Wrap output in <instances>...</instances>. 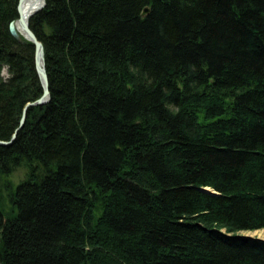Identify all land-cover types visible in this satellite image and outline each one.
<instances>
[{"label":"trees","instance_id":"trees-1","mask_svg":"<svg viewBox=\"0 0 264 264\" xmlns=\"http://www.w3.org/2000/svg\"><path fill=\"white\" fill-rule=\"evenodd\" d=\"M17 1L3 141L42 94ZM44 1L50 98L0 145V264H264L239 234L264 229V0Z\"/></svg>","mask_w":264,"mask_h":264},{"label":"water","instance_id":"water-1","mask_svg":"<svg viewBox=\"0 0 264 264\" xmlns=\"http://www.w3.org/2000/svg\"><path fill=\"white\" fill-rule=\"evenodd\" d=\"M24 0H18L17 5V14L18 17L16 20H13L9 23V31L12 36L18 39L24 38L25 40L29 41L32 44V47H34V69H36L38 80H40L41 86H42V94L39 98H37L34 101L27 102V104L24 106L22 111V117L19 122V127L14 131V133L11 136L10 142H5L3 140H0V145H9L12 140H14L17 132L22 128L24 121L27 116V110L31 106H40L50 98V91H49V80L47 77L46 69H45V57H44V46L42 45V42L40 39L37 38V36L32 31L29 19L32 15H34L36 12H38L39 9L43 8L45 5V1L41 0V3L37 5L36 8L32 9L26 16H24L23 13H21V6L24 3ZM19 28V29H18ZM20 30V33H19ZM202 192H208L210 194H217L215 190L210 189L209 187H203L199 188Z\"/></svg>","mask_w":264,"mask_h":264},{"label":"bare ground","instance_id":"bare-ground-1","mask_svg":"<svg viewBox=\"0 0 264 264\" xmlns=\"http://www.w3.org/2000/svg\"><path fill=\"white\" fill-rule=\"evenodd\" d=\"M23 2L24 3L21 6V13H23L24 16H26L32 9L36 8L37 5H39L41 3V0H24ZM148 12H149V8L147 6H145L144 9L141 12V15H146ZM19 33H20V30H19ZM5 142H10V141H5ZM242 232L243 231H241L239 234H242ZM252 232L253 233L263 234L264 235V229H262V228L260 230H254ZM244 235L246 236L247 234H244Z\"/></svg>","mask_w":264,"mask_h":264},{"label":"rangeland","instance_id":"rangeland-1","mask_svg":"<svg viewBox=\"0 0 264 264\" xmlns=\"http://www.w3.org/2000/svg\"><path fill=\"white\" fill-rule=\"evenodd\" d=\"M2 71H3L4 77H6L7 76V70L4 68ZM24 173H25V171L23 170V168L22 169L19 168V169L15 170V172L12 174L11 178L13 181H19L24 176ZM242 234L257 236L260 238L264 237L263 234L253 233L252 231H243Z\"/></svg>","mask_w":264,"mask_h":264}]
</instances>
